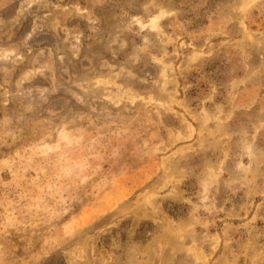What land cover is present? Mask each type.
I'll use <instances>...</instances> for the list:
<instances>
[{"label":"rangeland","instance_id":"rangeland-1","mask_svg":"<svg viewBox=\"0 0 264 264\" xmlns=\"http://www.w3.org/2000/svg\"><path fill=\"white\" fill-rule=\"evenodd\" d=\"M0 264H264V0H0Z\"/></svg>","mask_w":264,"mask_h":264}]
</instances>
